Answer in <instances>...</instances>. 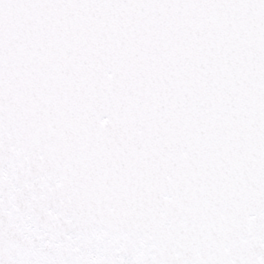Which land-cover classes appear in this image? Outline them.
Wrapping results in <instances>:
<instances>
[{
	"label": "snow or ice",
	"instance_id": "6c2138e0",
	"mask_svg": "<svg viewBox=\"0 0 264 264\" xmlns=\"http://www.w3.org/2000/svg\"><path fill=\"white\" fill-rule=\"evenodd\" d=\"M0 264H264V0H0Z\"/></svg>",
	"mask_w": 264,
	"mask_h": 264
}]
</instances>
